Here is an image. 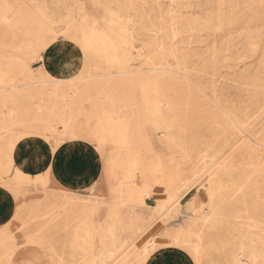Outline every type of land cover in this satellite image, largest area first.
Wrapping results in <instances>:
<instances>
[{
    "label": "rangeland",
    "instance_id": "obj_1",
    "mask_svg": "<svg viewBox=\"0 0 264 264\" xmlns=\"http://www.w3.org/2000/svg\"><path fill=\"white\" fill-rule=\"evenodd\" d=\"M77 3L114 7L98 31L77 9L52 11ZM61 19L87 28L100 56L56 87L32 66ZM25 121L99 131L114 170L103 189L55 187L37 185L18 153L19 178L0 158V264L19 239L8 186L22 189L24 221L56 239L50 264H141L152 241H197L189 219L204 264H264V0H0V144ZM213 211L204 226L195 218Z\"/></svg>",
    "mask_w": 264,
    "mask_h": 264
},
{
    "label": "snow or ice",
    "instance_id": "obj_2",
    "mask_svg": "<svg viewBox=\"0 0 264 264\" xmlns=\"http://www.w3.org/2000/svg\"><path fill=\"white\" fill-rule=\"evenodd\" d=\"M56 7H72L79 10L80 16L95 18L93 29L98 31L104 27L108 18V9L114 7L103 3L54 5ZM52 15V12L49 13ZM53 19L56 17L53 15ZM79 19V16H77ZM100 54L90 39L89 30L79 26L68 27L61 19L52 25V30L45 33L44 40L33 64V75L43 83L60 87L81 81L87 72L89 63ZM115 120V114H113ZM122 128L123 123L116 121ZM8 140L0 144V158L11 164L9 176L13 172L22 177L23 173L11 162V155L18 153L19 159L26 158L25 171L33 167L39 172L35 183L44 182L46 186L53 184V177H59L65 184L75 186L77 183L69 165L73 161L85 165V172L91 169L88 183L92 189H103L110 180L114 162L107 152L108 138L91 127L63 126L61 133L54 135L50 126L43 122L25 121L11 125L7 133ZM19 162V161H17ZM63 165V170H61ZM32 182L31 177H25ZM95 181V183H92ZM55 187H61L55 184ZM65 193L67 189H62ZM10 199L16 200V215L13 223H19V239L13 250L11 264H50L48 255L56 239L47 235L44 229L37 230L31 222H25L20 216V196L22 189L8 186ZM2 200V197H0ZM2 207V205H0ZM63 233H57L61 238ZM141 264H204L201 242H189L179 235H169L165 239L144 246L141 252Z\"/></svg>",
    "mask_w": 264,
    "mask_h": 264
},
{
    "label": "bare ground",
    "instance_id": "obj_3",
    "mask_svg": "<svg viewBox=\"0 0 264 264\" xmlns=\"http://www.w3.org/2000/svg\"><path fill=\"white\" fill-rule=\"evenodd\" d=\"M175 58V57H174ZM161 97V96H160ZM24 168V167H23ZM22 168V169H23ZM19 169V168H18ZM244 176V175H243ZM231 181V180H230ZM243 181V180H242ZM241 181V182H242ZM245 181H247V179L245 178ZM220 182H221V180H220ZM249 182H250V180H249ZM217 184V183H216ZM243 184V183H242ZM246 185V184H245ZM248 185V184H247ZM208 186V185H207ZM212 186H214V185H212ZM239 186H241V185H239ZM218 188V187H217ZM216 188V189H217ZM207 189V188H206ZM209 189H210V187H209ZM212 188L210 189V193H212ZM209 193V194H210ZM216 193H218V192H216ZM215 193V194H216ZM223 194H225V193H223ZM226 195V194H225ZM209 196V195H208ZM211 196H212V198L215 196L214 195V193H213V195L211 194ZM217 197H218V195H217ZM222 197V196H221ZM216 198V197H215ZM219 199V198H218ZM220 201V200H219ZM216 203V202H215ZM215 203H214V205H215ZM223 203V202H222ZM217 204V203H216ZM216 207H218V206H216ZM221 207V206H220ZM192 209H195V208H192ZM218 209H219V207H218ZM216 211V210H215ZM217 212V211H216ZM216 212H212V214H211V216L209 217V218H205V219H202V218H199V217H195L196 219H198V220H201L200 221V223H202V225L204 226V224H209V222H211V220H212V218L215 216L216 217V214H217V216L218 215H220L219 214V212L218 213H216ZM190 214H192V212H189ZM219 217V216H218ZM217 219V218H216ZM192 219H189L188 221H186V223H185V231L187 232V231H190L192 234H197V238H198V241H203L202 240V238H203V236H200V235H198V232L195 230V226H197V223L196 222H194V221H191ZM183 222V221H182ZM198 224H199V222H198ZM200 225V224H199ZM184 226V225H183ZM207 226V225H206ZM208 227V226H207ZM210 228V227H209ZM202 229V228H201ZM198 230V229H197ZM202 232V231H201ZM211 232V231H210ZM212 233V232H211ZM204 237H206V236H204ZM193 240V239H192ZM152 242H154V241H152ZM193 242V241H192ZM150 244V243H149ZM137 250H139V249H137ZM139 252V251H138ZM140 253V252H139ZM254 253V252H253ZM139 255V254H138ZM141 255V254H140ZM229 255H231V254H229ZM236 255V254H235ZM233 257V256H232ZM232 257H230V258H232ZM239 257V256H238ZM228 259H229V257H228ZM234 259H236V258H234ZM230 261H231V259H230ZM234 261V260H233ZM232 264V263H231ZM243 264V263H242Z\"/></svg>",
    "mask_w": 264,
    "mask_h": 264
},
{
    "label": "crops",
    "instance_id": "obj_4",
    "mask_svg": "<svg viewBox=\"0 0 264 264\" xmlns=\"http://www.w3.org/2000/svg\"><path fill=\"white\" fill-rule=\"evenodd\" d=\"M20 161H21V163H25L26 162V158L23 159V160H20ZM74 167H75V165L71 166L72 171H73ZM61 170H63V165H61ZM27 172H29L32 176L39 175V172L36 170L35 167H33L31 170H28ZM73 173H74V175L76 177V180H77V183L75 184V186H72L70 184H65L64 181L61 180L59 177H53V179H54V181L57 184H60V185L65 186L67 188H75V189L76 188H84V187L89 185V183H88V178L90 177V171L89 170L87 172L83 173V174H78V173H76L74 171H73ZM80 178H82V180ZM86 179H87V182H85ZM152 228L149 230V232L152 230Z\"/></svg>",
    "mask_w": 264,
    "mask_h": 264
}]
</instances>
